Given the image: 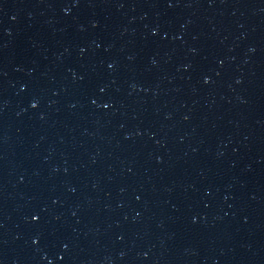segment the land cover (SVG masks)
Returning <instances> with one entry per match:
<instances>
[{
  "label": "water",
  "instance_id": "obj_1",
  "mask_svg": "<svg viewBox=\"0 0 264 264\" xmlns=\"http://www.w3.org/2000/svg\"><path fill=\"white\" fill-rule=\"evenodd\" d=\"M0 264H264V0H0Z\"/></svg>",
  "mask_w": 264,
  "mask_h": 264
}]
</instances>
